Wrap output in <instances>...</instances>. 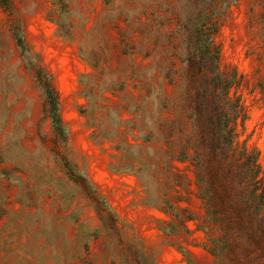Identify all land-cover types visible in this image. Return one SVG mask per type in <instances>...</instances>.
<instances>
[{"label":"rangeland","instance_id":"obj_1","mask_svg":"<svg viewBox=\"0 0 264 264\" xmlns=\"http://www.w3.org/2000/svg\"><path fill=\"white\" fill-rule=\"evenodd\" d=\"M200 32L262 188L264 0H0V264L221 263L195 168L172 159L197 138Z\"/></svg>","mask_w":264,"mask_h":264},{"label":"trees","instance_id":"obj_2","mask_svg":"<svg viewBox=\"0 0 264 264\" xmlns=\"http://www.w3.org/2000/svg\"><path fill=\"white\" fill-rule=\"evenodd\" d=\"M190 39L194 45L200 43L199 50L193 48L186 57L190 74L201 82L199 103L191 115L197 138L172 159L187 160L194 166L195 184L202 187L200 195L209 222V226H201L209 240L205 247L219 258V264H228L238 250L242 254L254 249L264 253V186L258 184L255 158L235 147L238 102L230 96L235 82L219 66L212 35L200 32ZM50 101L55 109V96ZM52 115L58 122L56 110Z\"/></svg>","mask_w":264,"mask_h":264}]
</instances>
